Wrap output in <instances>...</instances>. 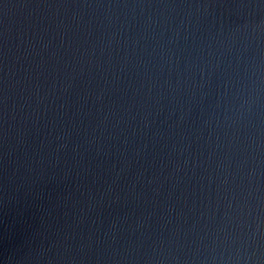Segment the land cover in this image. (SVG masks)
Here are the masks:
<instances>
[{
	"label": "water",
	"instance_id": "1",
	"mask_svg": "<svg viewBox=\"0 0 264 264\" xmlns=\"http://www.w3.org/2000/svg\"><path fill=\"white\" fill-rule=\"evenodd\" d=\"M0 264H264V0H0Z\"/></svg>",
	"mask_w": 264,
	"mask_h": 264
}]
</instances>
